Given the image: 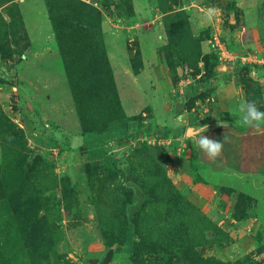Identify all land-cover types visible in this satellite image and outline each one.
Listing matches in <instances>:
<instances>
[{
	"label": "rangeland",
	"instance_id": "374dc122",
	"mask_svg": "<svg viewBox=\"0 0 264 264\" xmlns=\"http://www.w3.org/2000/svg\"><path fill=\"white\" fill-rule=\"evenodd\" d=\"M77 1L99 11L100 26L93 23L85 29L81 14L62 7L67 4L76 9ZM59 2L0 0V123L6 117L22 130L20 135L0 130V204L8 206L1 212L8 228L0 231V264H98L109 248H113L109 264H153V256L143 253L133 263L121 242L123 211L118 198L124 187L131 186L133 168L147 184L160 183L157 179L163 171L171 181L162 188V195H156L160 192L156 186L152 200L144 204L138 235H155L162 242L177 232L182 245L203 259L220 263L251 259L253 264H264V171L252 170L250 161L239 167L241 173L225 172L220 169L224 162L214 164L185 135L186 126L201 125L204 119L237 118L236 130L250 127L236 111L231 114L217 104L218 89L222 96L218 102L226 101L230 89L245 102L260 95L264 105V0H72L62 6ZM208 8L220 10L211 22L204 15ZM178 11L187 18L189 35L199 40L200 54L191 51L195 41L179 42L165 52L169 44L164 17ZM64 16H78L74 24L80 29V44L77 38L73 45L57 40L52 18L57 22ZM214 33L233 57L248 55L254 60H243L249 63L246 69L239 62L232 68L235 61L217 60L216 75L208 77L204 57L213 53L209 41ZM89 38L103 43L117 94L115 101H101L102 110L119 107L131 118L130 137L106 143L119 173L102 164H89L82 146L83 131L102 130L105 124L104 117H92L93 108L87 110L93 96L76 99L77 93H91L94 86L88 76L82 79L80 61L69 62L75 53L67 47L84 42L79 48L87 49ZM149 47L152 56L145 62L143 53ZM87 63L82 67L88 68ZM186 79L191 84L185 92L182 81ZM193 84L198 91L190 90ZM77 101L84 121L79 118ZM218 128L225 131L214 126L203 135L211 139L214 133L209 132ZM221 142L224 145V139ZM144 144L152 146L156 159L151 171L146 151L130 165V158L135 159L133 148ZM21 145L28 153L27 162L37 155L44 165L28 184L40 193L36 213L29 214L28 220L12 215L16 195L7 193L4 178L13 170L10 163ZM182 196L203 216L180 204ZM40 217H47L50 225L42 221L36 225ZM56 232L58 237H54ZM175 264L189 263L176 259Z\"/></svg>",
	"mask_w": 264,
	"mask_h": 264
},
{
	"label": "trees",
	"instance_id": "16d2710c",
	"mask_svg": "<svg viewBox=\"0 0 264 264\" xmlns=\"http://www.w3.org/2000/svg\"><path fill=\"white\" fill-rule=\"evenodd\" d=\"M68 1L72 0H61V2L67 3ZM60 3V2H59ZM62 3H60V6H62ZM79 7L76 9H71L69 5H63L62 7L68 10L73 11L74 13L81 14L85 20V29L87 26L92 25L93 23L96 24V26H100V14L99 11L94 10L90 8L89 5L82 1H77ZM52 17V15H51ZM87 17H92L94 20L88 21ZM79 20L78 16L76 18H73L71 16H64L61 21L55 20V18H52V23L54 25V29L56 31L57 40L59 42H71V44H75L73 41L75 38L79 39V44L81 41L80 37V29L75 26L74 20ZM164 28L166 30V33L168 35V47H165V52L168 53L171 48L176 47L179 42L184 43H192L194 42V45L191 44L190 48L191 51H195L198 54H200L199 50V40L193 39L191 34L189 35V25L187 18L185 17V14L182 11H178L172 15L166 14L164 17ZM90 43L89 45L85 44L84 47H89L87 49H81L79 48L84 44V42L81 43V45L75 46V47H67L70 51L75 53L74 55H70L71 58L69 62H79L80 64V70L83 73L81 75L82 79H84L85 75L88 76V78L93 81V86L91 89V93L84 92V93H77L76 99L78 100V97L85 98L86 96H93L92 99H90V102L87 104V110L88 108H93V110H90L92 113V117H104V128L102 130L97 129H91L88 132L83 131L84 133V141H83V149L86 152V159L89 160V164H102L104 168L108 169L112 173H119V169L117 166L116 159L110 154V152L106 149V143L110 140H119L122 137H130V125L129 121L131 118L124 115L121 108H117V110H112L111 107L110 111L102 110L105 104H101V101H104L105 99H109L111 101H115L117 99L115 84L112 78L111 69L109 66L108 58L106 51L104 49L103 43L98 40H92L91 38L87 39ZM64 54V53H63ZM85 55L87 57H85ZM81 59V60H80ZM205 66L207 67V76L213 77L216 75V71L214 69V65L216 64V61L218 60V56L213 52L211 55L207 54L204 57ZM82 61L84 63H82ZM88 62V63H87ZM85 63L88 64V68L82 67V65H85ZM248 65H242L240 64V67H243V69H246ZM88 72V74H86ZM80 75V74H79ZM72 76V83H76L74 81L73 75ZM76 90V88H75ZM84 91V90H83ZM98 99L97 102H93L92 100ZM192 100H195L193 97ZM253 101L260 102L257 106L260 111H264V105L262 97L259 95V97H253ZM113 104V103H112ZM111 104V105H112ZM102 106V107H101ZM77 107L79 109V118L84 121V117L82 114V111L80 109V102L77 101ZM97 107V108H96ZM105 112L106 114H102V112ZM115 114L116 116L113 118L112 114ZM91 117V119H92ZM92 121V120H91ZM224 124H232L231 119H220V121H211L209 119H204L201 122L202 125H208L209 128H213L214 126H222ZM200 125V124H199ZM195 125V127L188 129V139L192 140L191 137L195 135V129L199 126ZM8 127V128H6ZM245 128L244 126H239L237 129L242 130ZM7 129V130H6ZM0 130L1 133H9V130L13 134L20 135L22 130L17 129L15 125L8 121L6 117L1 118L0 123ZM3 137V136H2ZM17 138V137H15ZM151 148L152 146L143 145L140 147L133 148L131 154L134 155V160L130 158V165L132 163H135L138 161V154H141V152H147V157L150 161V171L152 170V165L155 166L156 159L154 155L151 154ZM22 149V150H21ZM29 150V149H28ZM195 151H193V154ZM27 155L28 153L25 152V147L23 145L20 146V152L16 153L14 158L12 160L13 163H10L12 165L13 170L9 173H5V184L7 188V193L9 195H16V199L13 202V205L11 206V209L13 210L12 215L15 214V216H24L25 220H28L29 214L36 213V210L38 207H36V201L39 199L38 190L29 188L28 184L31 182V178L36 176V173L40 174L41 167L44 166L43 160L40 156H35L32 158L30 162H27ZM195 155V154H194ZM193 155V156H194ZM129 165V166H130ZM135 169L133 168L129 174L132 178V184L130 187H124L125 191L120 195L118 198V203L122 204V211H123V218H122V238L121 242L124 243V254L131 260L133 263H138L139 257L143 256L145 254L146 256H153L154 263L153 264H175L176 259L177 261H183L186 260L189 264H253V261H237V262H222L208 258L203 259L200 255L197 254V252L194 251L193 248H186L182 245L181 238L178 236V234L175 233V235L172 238H164V241L158 242L157 239L154 236L146 237L145 235H138L137 229L139 228V224L141 221V215L144 213V208L148 204L149 200H152V196L155 193V189H157L156 186L160 189V192L156 195H162L165 193V190L162 188H165V184H171L170 179L165 175V171L162 172L160 175V179L157 180L160 181V183H150L147 184L148 181L144 179V181L141 178L136 177ZM36 172V173H35ZM126 179V175L124 176ZM135 181V182H134ZM161 186V187H160ZM1 189V188H0ZM158 190V189H157ZM138 191V193H136ZM174 192L177 193V191L174 190ZM14 199V198H13ZM11 201L8 203L10 205ZM147 203V204H146ZM184 206H190L198 211L202 216L203 214L201 211L196 208L191 202L187 201L182 196V201L180 204ZM144 204H146L144 206ZM40 205V203H39ZM2 208L6 211L8 210V206L6 204L5 207H2L0 204V231L2 229L8 228L6 225L7 217H3L1 215ZM6 213V212H5ZM10 214V217H13ZM205 218V217H204ZM49 219L46 217H40L37 224H40V221L44 222L45 225L49 226ZM53 222V221H52ZM54 226V223H52ZM5 226V227H4ZM56 227V226H54ZM120 227V228H121ZM223 234V238L227 239V235L223 233L222 231L218 230ZM2 233L0 232V236ZM137 235L139 236V239H137ZM59 235L57 232L55 233L54 237H58ZM117 239H114L115 241ZM1 242V241H0ZM110 247L111 245L108 244ZM119 252V251H118ZM114 253L116 255L118 253Z\"/></svg>",
	"mask_w": 264,
	"mask_h": 264
},
{
	"label": "crops",
	"instance_id": "0c3cea01",
	"mask_svg": "<svg viewBox=\"0 0 264 264\" xmlns=\"http://www.w3.org/2000/svg\"><path fill=\"white\" fill-rule=\"evenodd\" d=\"M161 42H162V38H161ZM152 43L149 44L151 47L154 46V45H152ZM151 47H149L146 50L147 52L143 53V57H144L145 62H147V60L149 61V59H148L149 54H150V56H152ZM154 51L156 52L155 49H154ZM235 56H236V58L233 60L235 62L232 63L233 64L232 68L237 67L235 65L237 62H239L238 63L239 65L240 64H243V65L249 64L246 62L243 63L241 61L240 57H247L249 61L254 60L252 58V56H248V55H235ZM146 67H147V65H146ZM224 68L226 70L229 69L228 67H224ZM228 71H230V70H228ZM253 72L255 73V70ZM218 73H220V72L218 71ZM136 79H137V77H136ZM219 81H220L219 79H216L215 84H218ZM182 82L185 85L184 90L186 92V87L188 85H190L191 82L189 80L187 81V79L185 81H182ZM221 87H222V84H219L218 88H221ZM196 88H197V90H196ZM192 89L198 91L199 87L193 84L191 86L190 90H192ZM220 90L221 89H218L219 93H217V91H216V93H217L216 94L217 104H219L221 106L223 105V108H224L223 110H227L230 113L231 112L233 113V111H236L235 114L238 113L237 115H239V118H240L242 116V113L239 111V105L242 102H245L244 98L242 96H240L236 90H235V93H232V91L229 89L228 93H227V98L224 99L226 101L220 100L218 102V98L222 97L220 95ZM185 92H183V93L186 94ZM219 105H216V108L219 107ZM216 112L218 113V112H220V110L218 109ZM158 120H159V116H158ZM153 122L156 124V121H153ZM232 123H233V125L232 124H224L222 126H219V127L225 128V131H223V130L220 131V128H218L215 130L212 129V131L209 132V134L214 133V137L211 138V140L221 142V140L224 139V145L222 147L221 153L217 157L212 158L215 160L214 164H217L220 161H222V162H224L225 166H221L222 167V168H220L221 170H225V172L226 171L227 172L233 171L234 173H241L239 167H241L243 165H247L248 162L252 161L251 162V164L253 166L252 170L264 171V130L262 129L264 123H262L259 128L250 126V127H246L245 129L243 128L242 130H238V129L236 130L235 129L234 123H237V118L235 120H233ZM225 125H227V126H225ZM151 126H152V124H151ZM191 126H193V125H190V126L188 125L185 127V133L188 132V129ZM147 127H148V125L144 126L145 129ZM186 136H188V133ZM221 136H223V137L221 138ZM167 138H170V137H167ZM221 143L223 144V142H221ZM241 171H242V169H241ZM202 187H205V186L203 185Z\"/></svg>",
	"mask_w": 264,
	"mask_h": 264
},
{
	"label": "clouds",
	"instance_id": "9594fccd",
	"mask_svg": "<svg viewBox=\"0 0 264 264\" xmlns=\"http://www.w3.org/2000/svg\"><path fill=\"white\" fill-rule=\"evenodd\" d=\"M219 12L218 8H208L205 10L204 15L211 22L214 17L219 15ZM239 111L242 113L241 119L245 125L259 128L264 123V111L258 109L256 101L242 102L239 105ZM207 131L208 125H199L195 129L196 134L191 139L198 149L203 150L210 158H215L221 153L223 144L204 136L203 134Z\"/></svg>",
	"mask_w": 264,
	"mask_h": 264
},
{
	"label": "built area",
	"instance_id": "2783aa9c",
	"mask_svg": "<svg viewBox=\"0 0 264 264\" xmlns=\"http://www.w3.org/2000/svg\"><path fill=\"white\" fill-rule=\"evenodd\" d=\"M209 44H210L211 50L218 56V60L220 62L233 61L232 59L236 58V56L234 57L232 56V54L228 51L224 42H222V40L216 33L212 35V38L210 39ZM246 58L247 57H240L243 63L245 62L243 60H248Z\"/></svg>",
	"mask_w": 264,
	"mask_h": 264
},
{
	"label": "water",
	"instance_id": "95a60500",
	"mask_svg": "<svg viewBox=\"0 0 264 264\" xmlns=\"http://www.w3.org/2000/svg\"><path fill=\"white\" fill-rule=\"evenodd\" d=\"M113 257V248H109L98 264H109Z\"/></svg>",
	"mask_w": 264,
	"mask_h": 264
}]
</instances>
